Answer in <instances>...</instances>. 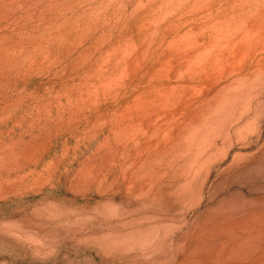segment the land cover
<instances>
[{"label":"rangeland","instance_id":"374dc122","mask_svg":"<svg viewBox=\"0 0 264 264\" xmlns=\"http://www.w3.org/2000/svg\"><path fill=\"white\" fill-rule=\"evenodd\" d=\"M0 264H264V0H0Z\"/></svg>","mask_w":264,"mask_h":264}]
</instances>
